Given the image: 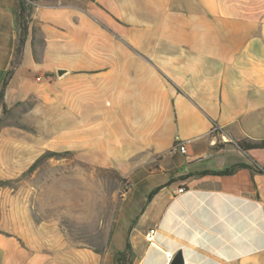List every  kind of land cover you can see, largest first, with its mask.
Listing matches in <instances>:
<instances>
[{
	"label": "crops",
	"instance_id": "0c3cea01",
	"mask_svg": "<svg viewBox=\"0 0 264 264\" xmlns=\"http://www.w3.org/2000/svg\"><path fill=\"white\" fill-rule=\"evenodd\" d=\"M35 1L0 0L5 104L51 107L53 146L126 188L101 254L0 186V264H264V149L241 147L264 141V0Z\"/></svg>",
	"mask_w": 264,
	"mask_h": 264
},
{
	"label": "rangeland",
	"instance_id": "374dc122",
	"mask_svg": "<svg viewBox=\"0 0 264 264\" xmlns=\"http://www.w3.org/2000/svg\"><path fill=\"white\" fill-rule=\"evenodd\" d=\"M1 118V188L17 196L34 221H58L61 242L104 254L125 181L115 172L79 162L62 146L54 147L66 123L51 121V107L31 100L8 108ZM54 130L60 132L55 138Z\"/></svg>",
	"mask_w": 264,
	"mask_h": 264
},
{
	"label": "trees",
	"instance_id": "16d2710c",
	"mask_svg": "<svg viewBox=\"0 0 264 264\" xmlns=\"http://www.w3.org/2000/svg\"><path fill=\"white\" fill-rule=\"evenodd\" d=\"M25 11V9H24ZM22 17L24 18V12L22 14ZM22 27H23V37L21 38V41H20V47H19V52L24 44V41H25V31H26V26L25 24L23 23L22 24ZM12 76V73L8 74L6 79H5V82H4V85H3V88L2 90L0 91V104L2 106V110H3V114L8 112V107L7 105L5 104V93H6V88H7V85H8V82H9V79L11 78ZM3 122V119L0 118V124ZM241 147L245 150V151H249V150H253V149H264V141L262 142H245V143H242L241 144ZM54 155H58V154H54ZM47 157V155H44L42 156L36 163H39L41 162L43 159H45ZM36 164L33 166L35 167ZM234 172V169L231 170V171H225V172H222V173H218V174H229V173H233ZM127 254L125 253H122V254H118L117 257H116V264H131L127 261Z\"/></svg>",
	"mask_w": 264,
	"mask_h": 264
},
{
	"label": "built area",
	"instance_id": "2783aa9c",
	"mask_svg": "<svg viewBox=\"0 0 264 264\" xmlns=\"http://www.w3.org/2000/svg\"><path fill=\"white\" fill-rule=\"evenodd\" d=\"M23 1H24V3H25L28 7H32V8H33V7H34V8L38 7V3H37L35 0H23ZM214 131H215V132H222V129H221L220 127H218V126H215ZM222 140H223V141H227V138H226L225 135L222 136ZM174 151H175V152H180V153H182V154H186V152H187V150H186V146H185L184 144H177V145L175 146V148H174ZM184 192H185L184 189L179 190V193H184ZM154 233H155V231L152 230V231L150 232V234L148 235V241H149L150 243H153V235H154Z\"/></svg>",
	"mask_w": 264,
	"mask_h": 264
},
{
	"label": "water",
	"instance_id": "95a60500",
	"mask_svg": "<svg viewBox=\"0 0 264 264\" xmlns=\"http://www.w3.org/2000/svg\"><path fill=\"white\" fill-rule=\"evenodd\" d=\"M65 74L64 71H59V76H63ZM193 161H198V160H192ZM172 264H184V258L181 253H179L173 260Z\"/></svg>",
	"mask_w": 264,
	"mask_h": 264
}]
</instances>
